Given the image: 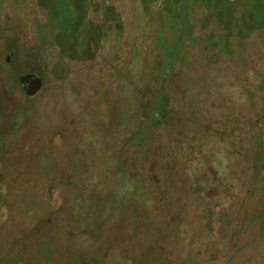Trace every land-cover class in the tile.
<instances>
[{"label":"rangeland","instance_id":"obj_1","mask_svg":"<svg viewBox=\"0 0 264 264\" xmlns=\"http://www.w3.org/2000/svg\"><path fill=\"white\" fill-rule=\"evenodd\" d=\"M0 264H264V0H0Z\"/></svg>","mask_w":264,"mask_h":264},{"label":"water","instance_id":"obj_2","mask_svg":"<svg viewBox=\"0 0 264 264\" xmlns=\"http://www.w3.org/2000/svg\"><path fill=\"white\" fill-rule=\"evenodd\" d=\"M21 82L23 89L28 96L35 95L41 88L40 79L34 75H25Z\"/></svg>","mask_w":264,"mask_h":264}]
</instances>
